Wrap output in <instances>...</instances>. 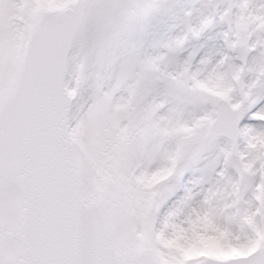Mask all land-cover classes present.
<instances>
[{"label":"snow or ice","instance_id":"6c2138e0","mask_svg":"<svg viewBox=\"0 0 264 264\" xmlns=\"http://www.w3.org/2000/svg\"><path fill=\"white\" fill-rule=\"evenodd\" d=\"M0 264H264V0H0Z\"/></svg>","mask_w":264,"mask_h":264}]
</instances>
